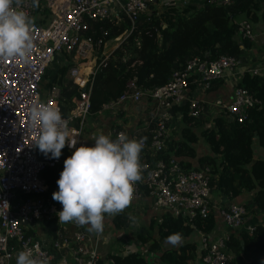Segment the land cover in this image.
<instances>
[{
	"label": "built area",
	"instance_id": "obj_1",
	"mask_svg": "<svg viewBox=\"0 0 264 264\" xmlns=\"http://www.w3.org/2000/svg\"><path fill=\"white\" fill-rule=\"evenodd\" d=\"M170 1L174 3L176 0H68L62 12L49 23L42 24L33 18L42 0L36 8L32 6V0H23L20 7L33 22L35 46L29 62L25 63L21 58L0 59V264H13L18 253L25 249H32L34 255L47 258L48 264H120L113 256L102 257L95 248L89 247L87 243L91 237L82 229L70 232L68 223L59 224L57 212L62 210V205L52 198L58 191V185L53 193L48 192L42 171L64 163L75 148L66 144L69 155L59 159L51 158L50 154L38 155L35 143L40 130L38 126L31 127L29 109L37 101L60 109L57 86L53 85L43 93L41 84L48 65L57 54L89 59L96 46L102 44V39L94 40L91 35L84 34L89 19L116 16L113 12L115 7L134 22L139 13L151 11V2L161 9ZM205 1L214 4L233 2ZM53 3V0H46L50 8ZM237 32L244 38L254 37L252 24L247 19L238 22ZM86 62L82 60L80 63ZM236 63L237 58L232 55H220L212 60L195 56L174 71L167 83L147 90L139 88L131 79L117 98L105 104L104 107L117 109L121 104L139 103L144 99L155 107V124L140 157L143 180L135 185L134 199L140 197L145 188L164 213L170 212L190 221L197 215L207 217L214 209L209 166L185 168L176 155L172 154L166 160L156 154L165 151L171 140L169 125L174 107H178L175 114L179 112V117L184 115L185 108L187 114L196 118L206 117L211 109H217L216 114H223L228 121L243 122L247 118L249 109L261 101L243 85L235 86L229 102L218 98L210 103L189 96L194 77L208 86L212 80L223 77ZM77 72L75 67L69 70L74 82L81 87L80 93L73 97L75 105L70 115L63 117L79 140L82 120L89 113V82L93 70L90 68L84 77H77ZM73 118L79 119V126L71 127ZM120 133L126 135L124 129H113V139ZM128 138L140 140L144 137ZM19 194L23 196L20 198ZM218 211L228 226L253 230L254 225L245 224L248 209L244 204L231 203L218 207ZM34 223L43 224L44 231L39 233ZM226 239L227 236L212 239L201 234L202 264H226L233 259L234 254L225 247Z\"/></svg>",
	"mask_w": 264,
	"mask_h": 264
},
{
	"label": "trees",
	"instance_id": "obj_2",
	"mask_svg": "<svg viewBox=\"0 0 264 264\" xmlns=\"http://www.w3.org/2000/svg\"><path fill=\"white\" fill-rule=\"evenodd\" d=\"M149 6L151 11L139 13L134 22L122 11L116 16L88 20L84 34L91 35L94 40L102 39V44L96 46L98 54H102L106 41L120 36L116 46L107 55L100 58L97 55V64L89 82L90 114H97L106 103L117 98L131 79L135 80L139 88L152 90L167 83L172 73L181 69L192 57L212 60L220 55H232L238 59L242 49L236 36L238 24L234 17L244 14L248 19L256 20L259 4L256 0H233L230 4L204 1L197 7L191 4L176 6L170 1L162 5L161 9L156 8L153 2ZM247 39L244 38L246 45L249 43ZM68 68L69 65L61 66L48 82L49 87L60 85V111L65 117L70 115L75 105L73 97L79 96L81 89L72 79L66 78ZM222 82L223 77L216 78L209 83L208 89H217ZM238 85L248 88L261 102L249 109L243 122L228 121L223 114L216 115L213 118L214 126H204L199 132L212 155H200L195 167L189 161L181 162L185 168L209 166L211 188L220 190L230 198L250 192L253 203L264 209V158H254L253 148L255 139L264 148V76L246 73ZM75 119L70 124L75 123ZM182 121V138L171 139L166 150L157 153V156L166 160L172 154L179 158L196 156L192 144L198 139L195 128L201 125V118L187 114L184 108ZM154 124L155 120H152L149 127L138 135L149 139ZM112 127L120 129L115 124ZM36 149L38 155L44 154L38 146ZM68 155L65 146L61 156ZM63 168L64 163H61L42 171L48 192L55 191ZM143 193L147 194V189L144 188ZM22 196L19 194L20 198ZM112 223L117 229L130 226L125 212L113 216ZM153 223L154 219L151 221ZM214 225L213 211L207 217L197 215L193 221L165 212L156 224V234L151 235V232L140 228L136 235L140 245L149 252H160L157 255L159 264H202L200 241L197 243L190 235L198 232L200 238L202 233L208 236ZM236 229L225 240V247L234 254L233 259L226 264H264V223L254 224L252 231L244 227ZM177 232L183 235L185 242L178 247L166 245L161 248V242L155 236L159 235L165 241L163 238ZM107 256H113L120 264H154L144 253L135 250L124 254L109 253Z\"/></svg>",
	"mask_w": 264,
	"mask_h": 264
},
{
	"label": "clouds",
	"instance_id": "obj_3",
	"mask_svg": "<svg viewBox=\"0 0 264 264\" xmlns=\"http://www.w3.org/2000/svg\"><path fill=\"white\" fill-rule=\"evenodd\" d=\"M22 3L23 0H0V59L21 58L28 63L35 46L33 22L20 7ZM32 6L39 7V0H32ZM29 116L31 127H39L35 144L42 153L59 159L66 144L75 148L64 161L57 180L58 191L52 195L62 205V210L57 212L59 224L75 223L88 226L90 233H103L105 214L116 216L130 207L135 185L143 180L140 157L146 138L129 139L120 133L112 139L110 135L100 134L93 138L94 146L81 144L77 148L78 136L69 129L68 120L58 107L37 101L31 105ZM184 242L179 232L165 239V244L173 247ZM16 264H48V260L34 255L32 249H25L18 253Z\"/></svg>",
	"mask_w": 264,
	"mask_h": 264
},
{
	"label": "crops",
	"instance_id": "obj_4",
	"mask_svg": "<svg viewBox=\"0 0 264 264\" xmlns=\"http://www.w3.org/2000/svg\"><path fill=\"white\" fill-rule=\"evenodd\" d=\"M67 1L68 0H53L54 3L50 8L48 5H46V0H42V5L37 11V13L34 14L33 18L42 24H47L56 14L62 12L63 8L67 4ZM204 1L205 0H176L174 3L176 6L191 4L198 7ZM256 1L259 4V7L256 8V20L248 19L244 14H237L234 17V21L237 22V24L243 19L249 20L252 24L254 31V37L252 39H247L249 41L247 45L244 44V37H242L236 31V36L242 49L241 55L237 59L236 65L226 72V74L223 76V82L218 86L217 89L214 90H209L208 86L205 83L200 81V79H198L197 77H194L193 82L190 86L189 96L210 103H213V101L218 98L224 100L225 102H229L232 98L235 86L239 84L244 74H260L264 76V0ZM113 12L115 15H118L119 11H117L114 7ZM108 41H106L104 44V48L102 51L103 55H107L117 44V41H115L111 48L109 50H106V44ZM59 55L60 54H57L55 56V58L57 57V61H60ZM75 58L76 57H74V61L72 63L73 66L71 68L75 67L79 70L80 67H84V63H80V59L78 60V58H76L78 60L77 61ZM85 61L89 63L90 68L94 67V55L90 56L89 59ZM62 63L63 62H61V64ZM59 68L60 66L55 69V73ZM89 70L90 69H82L81 74H79L78 71L77 77H84L86 72H88ZM254 70L256 72H254ZM127 106H130L129 109H131L132 112H128L126 110ZM177 110L178 107H174L172 109L174 115L171 118V122L169 125L170 139L175 140L182 138L181 127L183 126L182 117L178 116L179 112L177 115L175 114ZM154 111L155 107L148 105V103H146V101L142 99L139 103L123 104L117 109L114 107H104L97 114L88 113L86 117H84V119L82 120L80 137L77 143V147H80L81 144L92 146V144L95 143L93 138L99 136L100 134L113 135L112 126L114 124L118 125L121 129H124L127 137L138 136L139 132L149 127V123L153 120ZM216 111L217 109H211L210 113L206 117L201 118V125L195 128V131L198 135V139L192 145L196 151V156H183L179 158L183 162L189 161L192 167L198 165V157L200 155H212L210 147L203 140L199 132L200 129L204 126H214L213 118L219 114H216ZM79 123V119L77 118L75 119V123H71V127H77L79 126ZM256 140L257 139H255L253 143L254 158H263V151L261 147H258V145L255 147ZM211 198L215 205L214 209L212 210L214 212L215 225L212 231L208 233L209 238L215 239L217 237H224L227 236L230 232H235L238 230L236 228L228 226L225 223L218 211V207L220 206L228 205L231 203H242L245 206L247 205L248 210L250 211L249 214L245 217V224L254 225L256 223L264 222V209L257 207L253 203L252 195L250 192H243L242 194L236 197L230 198L229 196L223 194L220 190L216 188H211ZM124 212L127 213L129 217L130 226L127 229L115 228L112 223L113 216H109L107 214H105L104 231L99 235L88 232V226H77L75 223H68V227L70 232L77 228H80L84 232H86L91 237V240L88 241L87 245L89 247L95 248L97 253L100 254L102 257L108 255L109 253L124 254L128 251L133 250L141 252L142 246L140 245L141 242L138 236L136 235V232L140 228H143L144 231H146L147 233L151 232V230L149 229L152 225L151 221L154 219L153 224L156 225L160 216L164 213V209L156 206L154 197L149 195L148 193L144 194L142 190V194L140 195V197L133 199L130 207L125 209ZM25 225L29 227L27 224ZM34 225H36L35 229L39 233L44 231L43 224L34 223ZM155 229L157 231L156 226ZM115 231H118V233H116ZM157 236L155 237L159 240V242H161L162 248L164 242H162V238L159 237V235ZM191 236L197 241V243H199L201 238L198 232H195L193 235H190V237ZM116 243H118V245H115ZM113 246H116L117 251L113 250ZM158 254H160V252H158ZM13 264H16V259L13 261ZM198 264L201 263L198 262Z\"/></svg>",
	"mask_w": 264,
	"mask_h": 264
},
{
	"label": "rangeland",
	"instance_id": "obj_5",
	"mask_svg": "<svg viewBox=\"0 0 264 264\" xmlns=\"http://www.w3.org/2000/svg\"><path fill=\"white\" fill-rule=\"evenodd\" d=\"M117 38H115L114 40H110V41H108L107 42V44H106V46H107V48H106V50H109L110 48H111V46L114 44V42L115 41H118L119 39H117ZM92 55H94V58H95V65H94V67H92V70H94L95 69V67H96V64H97V62H96V59H97V55H98V58H100V57H102L103 56V54H98V51H97V49L95 48V50L93 51V53H92ZM91 55V56H92ZM59 57H60V61H57V57L53 60V61H51L50 62V64L48 65V68H47V70H46V73H45V76H44V79H43V81H42V84H41V90H42V92L43 93H45L47 90H48V88H49V85H48V82L51 80V78L55 75V69H57L59 66L61 67V66H63V65H69V68L66 70V72H65V76H66V78L67 79H72L73 81H74V79L72 78V76H70V74H69V70L71 69V67L73 66V65H71L72 63H73V61H74V57H73V55H68V54H66V55H59ZM76 59V58H75ZM77 60V59H76ZM78 60H79V58H78ZM77 60V61H78ZM85 61V60H87V59H85V58H80V60L79 61ZM69 61V62H68ZM56 62H57V64H56ZM61 62H63L62 64H61ZM54 63H55V65H54ZM75 63V62H74ZM87 63V62H86ZM86 63L84 64V66H86ZM87 65H89V63H87ZM57 86V88L59 89V91L61 90L60 89V85H56ZM62 92V90L60 91V93ZM131 103V102H130ZM124 104H128V103H124ZM121 105H123V104H121ZM121 105L119 106V107H121ZM137 105V104H136ZM118 107V108H119ZM129 107L130 106H127V111L128 112H132L131 111V109H129ZM131 114H134V113H131ZM258 142H257V140H256V144H255V147L258 145V147H261V146H259V144H257ZM261 149H262V151H263V155H262V157L264 158V148L263 147H261ZM249 214V213H248ZM157 224V223H156ZM155 226L156 225H151L150 226V230H151V233L152 234H156V229H155ZM116 233H118V231H115ZM115 236V235H114ZM164 240L166 239V238H163ZM162 242H164L163 243V246H165V245H167V244H165V241H162ZM115 245H118V243H116ZM143 246V245H142ZM113 250L114 251H117V248H116V246H113ZM141 252L142 253H144L146 256H147V258L149 259V261L151 262V263H154V264H159V260H158V254L157 253H155V252H149L144 246L142 247V250H141ZM197 263V262H196Z\"/></svg>",
	"mask_w": 264,
	"mask_h": 264
},
{
	"label": "bare ground",
	"instance_id": "obj_6",
	"mask_svg": "<svg viewBox=\"0 0 264 264\" xmlns=\"http://www.w3.org/2000/svg\"><path fill=\"white\" fill-rule=\"evenodd\" d=\"M82 69H90V67H89V65H86V66H84V67H80L79 68V74H81L82 73ZM84 72V71H83Z\"/></svg>",
	"mask_w": 264,
	"mask_h": 264
},
{
	"label": "water",
	"instance_id": "obj_7",
	"mask_svg": "<svg viewBox=\"0 0 264 264\" xmlns=\"http://www.w3.org/2000/svg\"><path fill=\"white\" fill-rule=\"evenodd\" d=\"M82 91H85V87H82Z\"/></svg>",
	"mask_w": 264,
	"mask_h": 264
}]
</instances>
